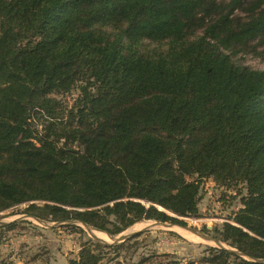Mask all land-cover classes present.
<instances>
[{"label": "trees", "instance_id": "trees-1", "mask_svg": "<svg viewBox=\"0 0 264 264\" xmlns=\"http://www.w3.org/2000/svg\"><path fill=\"white\" fill-rule=\"evenodd\" d=\"M252 42L264 0H0V212L27 204L114 236L185 225L204 179L243 184L235 223L215 228L236 250L138 264H264V69L234 59ZM125 243L90 239L69 264H107Z\"/></svg>", "mask_w": 264, "mask_h": 264}, {"label": "rangeland", "instance_id": "rangeland-1", "mask_svg": "<svg viewBox=\"0 0 264 264\" xmlns=\"http://www.w3.org/2000/svg\"><path fill=\"white\" fill-rule=\"evenodd\" d=\"M197 34H202V30L197 31ZM255 44L250 43L246 51L239 52L234 59L252 68L264 69V46L257 47L255 50ZM167 45V41L146 40L144 50H162ZM77 95L78 91H74L65 99L72 103ZM245 192L243 184L227 187L215 183L211 178L204 179L201 185L198 214L180 218L184 220L185 225L216 238L215 228H221L225 222L235 223L234 216L243 206L241 199ZM38 203L42 204V202ZM26 207L27 204H21L0 212V221L7 223L13 220L20 221L13 229L0 228V258H7L16 264H69L71 259L77 258L84 244L90 239L108 244L126 242L125 246L119 250L118 257L106 260L107 264H138L146 257H150V262H165L173 259L184 263L189 261L198 263L199 259L206 254L208 247H225L236 250L221 239L216 238L220 243L205 240L179 226L147 227L155 224L157 220L137 222L114 237L121 234L144 232L134 239L130 236L125 240L114 242L105 233L106 231L103 232L107 235L106 239L98 236V230H93L95 235H92L87 227L76 219L71 221L41 219L42 221H39L25 216L27 215L25 213H19ZM114 255L112 254L111 257ZM150 262L146 261L144 264H150Z\"/></svg>", "mask_w": 264, "mask_h": 264}, {"label": "water", "instance_id": "water-1", "mask_svg": "<svg viewBox=\"0 0 264 264\" xmlns=\"http://www.w3.org/2000/svg\"><path fill=\"white\" fill-rule=\"evenodd\" d=\"M25 216L33 217V218H35L36 220L42 221L41 219H39V218H37V217H35V216H32V215H25ZM68 221H71V220H68ZM81 222H82V224H83L84 226L87 227V229L90 231V233H91L92 235H95V234L93 233V230H98V231L104 232V231H102V230H99V229H96V228L92 227L91 225H89V224H87V223H85V222H83V221H81ZM6 223H7V222L0 221V225H4V224H6ZM154 225H162V226H166V227L179 226V227H182V228L187 229V230L190 231V232H193V233L197 234L198 236H200L201 238H203V239H205V240H213V241H215V242H217V243H220L219 240H217L216 238L212 237V236L209 235L208 233L203 232V231H200V230H198V229H196V228H194V227H191V226H187V225H179V224H174V223H170V222L157 221L155 224L149 225V226H147V227L149 228V227H152V226H154ZM139 232H140V231H139ZM105 233H107V232H105ZM136 233H137V232H133V233H131V234H121L120 236H117L116 238H115L114 236H112V235H109L108 233H107V234H108L109 237H111V238L114 240V242H119V241L125 240L126 238H128V237H130V236H132V235H134V234H136Z\"/></svg>", "mask_w": 264, "mask_h": 264}, {"label": "bare ground", "instance_id": "bare-ground-1", "mask_svg": "<svg viewBox=\"0 0 264 264\" xmlns=\"http://www.w3.org/2000/svg\"><path fill=\"white\" fill-rule=\"evenodd\" d=\"M93 233H95V232H93ZM97 234H98V236L102 237L103 239H106L107 238V235H106L107 233L105 234L103 232L98 231Z\"/></svg>", "mask_w": 264, "mask_h": 264}]
</instances>
